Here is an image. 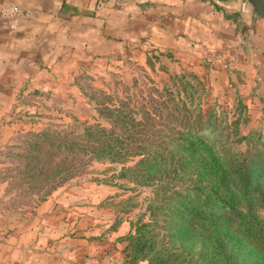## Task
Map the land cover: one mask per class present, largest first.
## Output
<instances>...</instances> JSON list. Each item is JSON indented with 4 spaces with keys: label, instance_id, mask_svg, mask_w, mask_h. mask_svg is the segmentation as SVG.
I'll use <instances>...</instances> for the list:
<instances>
[{
    "label": "rangeland",
    "instance_id": "374dc122",
    "mask_svg": "<svg viewBox=\"0 0 264 264\" xmlns=\"http://www.w3.org/2000/svg\"><path fill=\"white\" fill-rule=\"evenodd\" d=\"M145 46V42L137 43L135 58L128 57L121 47L119 54L89 57L85 64L84 60L79 64V59H72L71 66L51 68L57 70L55 73H47L49 69L40 66L25 77L18 89H0V146L6 143L26 148L21 164L24 181L31 188H35L31 183L39 181V202L50 192H57L54 204L58 217L50 222L57 227V223L63 225L54 241L60 242L63 237L72 239L82 232L111 238V231L104 230L107 226L108 231L118 227L120 233H126L130 229L129 220L134 221L143 213L151 197L156 195L158 199L169 193L160 185L136 186L118 176L121 163L100 157L102 144L112 143V153L121 137H131L133 140L122 142V146L151 148L153 145H148L151 141L157 143L158 138H163L164 142L184 129H200L211 121L210 138L227 154L264 144V38L253 46L262 58L250 82L243 76L231 79L221 72L209 74L201 69L209 68L208 65L184 70L175 60ZM228 63L211 68L227 69ZM180 73L191 83L194 90L191 101H199L197 107L201 111L183 104L182 101L189 100L180 98L183 90L175 77ZM234 108L235 115L246 116V121L238 125V133L249 136L247 142L232 141L237 136H232L228 123ZM208 109L214 111L213 116L209 112L213 118L206 116ZM224 117L226 121H220ZM9 130L14 133L5 137L3 133ZM202 136L206 139V134ZM115 138L118 141L114 143ZM172 141L164 149H172L175 145ZM138 159L140 156L125 166ZM257 186V199L248 203L245 197L240 198L236 210L242 217L234 219L230 226L242 235L250 234L249 240L243 239V245L252 248L264 261V235L254 234L257 225L264 229V173ZM60 189L69 190L73 200L63 203ZM170 213L167 209L163 215L166 228L172 232ZM110 245L105 241L104 264H123L126 260L123 244L115 242L113 248ZM28 246L32 248L31 243ZM197 247H192L190 255ZM67 249L59 250L58 258L75 257Z\"/></svg>",
    "mask_w": 264,
    "mask_h": 264
},
{
    "label": "crops",
    "instance_id": "0c3cea01",
    "mask_svg": "<svg viewBox=\"0 0 264 264\" xmlns=\"http://www.w3.org/2000/svg\"><path fill=\"white\" fill-rule=\"evenodd\" d=\"M10 4L18 5L27 15L13 31L0 18L3 90L18 89L40 66L55 73L57 70L51 68L71 66L72 59L85 64L89 57L119 54L121 47L128 57L135 58L140 42L175 60L184 70L208 65L201 69L209 74L221 72L231 79L243 76L249 82L262 58L253 46L264 38V21L250 16L244 0H0V10ZM237 22L250 27L247 43L240 41ZM227 61V69L212 70ZM13 133L3 134L8 137ZM25 152L26 148L17 144L0 146V264H104L105 241L111 248L115 242L124 247L119 238L128 231L120 233L118 227L108 231V226L104 230L111 231V238L82 232L72 239L54 241L63 225L50 222L58 217L54 204L57 192L38 201L39 181L31 183L35 188L24 181L21 164ZM10 187L13 190L9 192ZM58 192H62L63 203L73 200L69 190ZM66 246L75 257L58 258L59 250L68 251Z\"/></svg>",
    "mask_w": 264,
    "mask_h": 264
},
{
    "label": "trees",
    "instance_id": "16d2710c",
    "mask_svg": "<svg viewBox=\"0 0 264 264\" xmlns=\"http://www.w3.org/2000/svg\"><path fill=\"white\" fill-rule=\"evenodd\" d=\"M240 26L239 22L235 24L236 31ZM184 76L182 73L175 76L178 87L183 90L180 98L189 100L182 102L193 106V111H201L197 107L199 101H191L194 90ZM209 112L213 116L214 111H206V116L213 118ZM231 113L228 126L232 136H237L232 141L236 144L247 142L249 136L238 133V125L246 121V116L235 115V108ZM220 121H226L225 117ZM211 123L213 121L205 123L200 129H184L164 142L163 138H158L157 143L151 141L152 144H148L153 145L151 148L146 145L122 146V142L133 140L131 137H121L119 141L118 138L112 139L114 143L118 141L112 153V143L102 144L99 156L121 163L118 176L136 186L160 185L162 190L169 192L158 199L154 197L156 195L151 197L143 213L134 221L129 220L130 229L119 238L124 242L127 264L264 263L258 253L243 245V239L249 240L250 234L242 235L230 226L241 215L236 210L240 198L245 197L248 203L257 199V182L264 173V144L242 153L227 154L210 138ZM204 134L206 139L202 136ZM172 140L174 147L164 149ZM138 156L140 159L133 165L125 166ZM167 209L173 218L172 232L165 226L163 214ZM258 232L264 235V229L257 225L254 234ZM195 245L198 249L190 255Z\"/></svg>",
    "mask_w": 264,
    "mask_h": 264
},
{
    "label": "water",
    "instance_id": "95a60500",
    "mask_svg": "<svg viewBox=\"0 0 264 264\" xmlns=\"http://www.w3.org/2000/svg\"><path fill=\"white\" fill-rule=\"evenodd\" d=\"M248 7L251 17H259L264 21V0H244ZM249 25L243 24L239 30L238 35L242 43H247L249 37Z\"/></svg>",
    "mask_w": 264,
    "mask_h": 264
},
{
    "label": "built area",
    "instance_id": "2783aa9c",
    "mask_svg": "<svg viewBox=\"0 0 264 264\" xmlns=\"http://www.w3.org/2000/svg\"><path fill=\"white\" fill-rule=\"evenodd\" d=\"M27 12L16 4H10L0 10V16L5 20L9 31L16 30L19 21Z\"/></svg>",
    "mask_w": 264,
    "mask_h": 264
}]
</instances>
